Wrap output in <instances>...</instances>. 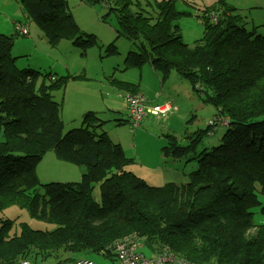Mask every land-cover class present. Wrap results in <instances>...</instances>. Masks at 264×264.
Here are the masks:
<instances>
[{"label": "trees", "instance_id": "trees-1", "mask_svg": "<svg viewBox=\"0 0 264 264\" xmlns=\"http://www.w3.org/2000/svg\"><path fill=\"white\" fill-rule=\"evenodd\" d=\"M82 1L92 8L106 3L107 17L115 20L113 30L117 24L131 46L116 71L99 75L109 87L138 95L143 112L136 122L128 117L133 131L148 118L172 120L176 110L172 101L150 100L141 91L148 73L171 86V94L172 88H179L176 78L172 84L169 77L174 73L214 109L207 132L187 136L185 147L178 145L177 136L161 135L166 141L161 148L164 158L193 156L197 141L215 123L227 120L229 126L215 147L190 159L196 160L197 168L187 181L165 182L159 173L147 184L120 145L96 133L103 122L95 113L84 114L79 128L62 135L64 93L58 91L73 78L49 80L48 73L17 69L12 38L0 34V108L16 112L10 118L0 112V213L15 207L31 220L56 227L41 232L19 223L16 233L14 220L0 218V262L95 264L92 258L102 256L117 264L119 250L112 253L108 245L136 233L151 248L152 257L173 260L162 264H264V227L246 235L253 223L252 209L259 204L254 186L264 194V37L247 31L240 15L220 14L205 21L202 39L190 48L172 24L177 18L168 0L154 25L131 16L128 0ZM22 10L52 50L60 40L83 53L97 47L94 35L84 39L79 34L66 0H28ZM26 37L31 38V32ZM116 52L109 42L98 61H109ZM135 78L142 82L133 84ZM121 94L127 102L129 96ZM164 105L169 106L165 114H151V108ZM126 110L122 106L125 115ZM47 152L80 169L79 181L40 183L36 167ZM96 187L99 203L92 196ZM122 247L126 248L123 243Z\"/></svg>", "mask_w": 264, "mask_h": 264}, {"label": "rangeland", "instance_id": "rangeland-1", "mask_svg": "<svg viewBox=\"0 0 264 264\" xmlns=\"http://www.w3.org/2000/svg\"><path fill=\"white\" fill-rule=\"evenodd\" d=\"M110 1L116 2L117 0ZM163 1L165 0H128L126 5L131 16L135 17L137 15L150 25H154L159 20ZM24 2L27 4L28 0H0V34L12 38L13 45L11 48V56L16 61V66L19 64H26L28 60V56L26 55L31 54V51L23 46V41L25 39H30L32 44H39L40 39L43 37L39 31L34 30L32 19L28 17L29 20H27L26 13L22 10ZM168 3L171 11L177 18L172 24L178 27V33L181 37L180 40L182 44L190 48L194 46L196 41L202 39L205 21H212L215 17H220V14L228 15V13H230L240 15L247 31H254V35L264 37V0H168ZM88 7L89 6L82 0H66V9L76 25L79 34L83 36L84 39L92 37L91 34H94L97 36V44H102L103 48L98 49L92 46L91 51L83 53L75 49L70 42L60 40L55 45L54 50L51 49L53 54L62 55L63 59L59 63L65 62V64H71L73 67L70 71L65 68L61 69L60 72H58V77H71L76 83L82 81L85 74L90 75V77L86 75V77L90 79L92 75H97L96 81L104 80L105 76L99 75L103 72L98 70L97 62L99 55L104 53L108 41L113 42L117 51L109 58V62L116 67L122 64L123 60L126 58V52L131 47L129 42L123 38L122 32H118L119 28L117 24V31L113 30L115 27V20L112 16L107 17L108 10L105 8L107 7L106 3H102V6L96 8L90 7L93 9L94 16L99 23H94L92 21ZM65 21L68 22L67 19H65ZM103 23H105L106 26H104ZM29 24L31 38L23 37L21 30L24 25L28 26ZM119 34H121V36ZM45 49H48V47ZM57 58L60 59L59 57ZM31 61L33 62L34 59L31 58ZM38 72L48 73L49 80L54 77L51 76L49 70L46 69L45 71L43 66ZM103 74L108 75L109 71ZM172 76L179 82V88H172L173 93L164 97L165 100L172 101L175 104L176 110L172 121L164 124L160 123L155 131L158 135L168 132L173 133L177 136L179 145L184 147L187 145L185 139L187 135L201 130L207 132L208 121L213 118L215 111L212 107L203 104L198 94L190 92L188 83L180 80L174 73H171L169 77L171 78ZM120 91L129 96L137 105L142 104L136 93L127 91L126 89ZM58 92L55 93L56 99L59 98ZM67 92L68 97L66 101L63 102V112L60 113V115L62 114L61 122L64 126L62 135H66L71 129L80 127L79 116L88 111L96 112L98 119L103 122L99 129H95L96 133L100 134L101 132H107L112 137L113 143L118 144L120 142L124 148L128 147V145L131 146L132 137L136 132L145 131V128L149 127V123L152 125L157 124L155 120L148 118L143 121V127H141V129L133 131L129 123H127V117L138 116V110L132 109L130 103L123 101L120 93L116 90L106 88L101 98L91 99V104L89 106L80 108L76 105V100L81 98L89 99L88 90L69 85L67 87ZM107 101H110L111 105H107ZM122 104L127 107L126 115L122 111ZM69 110L73 111V113L67 116L66 114ZM0 112L3 116L9 118L16 113L13 110H2L1 108ZM223 124H228V121L226 120ZM165 129H167V131H165ZM226 129V127H218L214 135L211 136H209V130L208 135L201 139L202 142L196 149V155L199 152L201 153L204 149H210L212 146L215 147ZM153 131L154 128L149 127V132ZM137 144L138 140L136 141V145ZM190 156L191 155L182 159L190 160L194 157V155L192 157ZM170 157L171 155L166 156V158ZM128 170L129 168H127V171ZM80 172L81 170L74 166L61 163L52 152H47L36 167V175L42 184L78 182ZM160 185L161 184H158V186ZM254 189L259 203L252 209L254 224L256 226H262L264 225V212H262L261 208L264 207V194L261 193L260 187L257 184L254 186ZM92 196L94 201L99 203L100 194L98 187L94 189ZM0 218L2 220H14V231L16 233L19 232V223H24L30 229L41 232H51L56 229L53 225L31 220L25 211L18 210L15 207L0 213ZM126 239H128V241H124ZM137 239H141L138 241V244L147 252V255H144L142 249H140L139 255L148 259L151 248L145 246L144 240L136 233L126 234L108 246L111 252L115 253V244H119L121 241L125 245L126 243L124 242L130 243ZM92 259L95 264H116L115 260L113 263L111 261L113 259H104L102 256L93 257ZM44 264H51V260H47Z\"/></svg>", "mask_w": 264, "mask_h": 264}, {"label": "crops", "instance_id": "crops-1", "mask_svg": "<svg viewBox=\"0 0 264 264\" xmlns=\"http://www.w3.org/2000/svg\"><path fill=\"white\" fill-rule=\"evenodd\" d=\"M88 9H89L90 18H92V21L94 23H99L98 20L96 19V17L94 16L93 9L90 7H88ZM103 25L106 26L105 24H103ZM29 26H30V24H29ZM114 29H115V27H114ZM35 31H37V30H35ZM91 35H94V34H91ZM95 37L97 38V36H95ZM108 43H109V41H108ZM23 46H25V48L30 50L31 52H33V50L42 49L46 53L50 54L52 57V61H53L52 62L53 68L56 69V73H57L56 76H58V72H60V70L63 68H65L68 71L73 69L71 64H68V63L65 64V62L59 63L63 59L62 55L53 54L51 48L48 46L47 42L45 41V39L43 37L40 39L39 44H34V43L32 44L30 39H25L23 41ZM46 47H48V49H45ZM57 57H59L60 59H58ZM41 66L42 65L38 62H31L27 65L26 64H19L18 68L19 69H29V70L38 72V70H40ZM45 71H46V69H45ZM86 75H87V77H90V75H88V74H86ZM147 76H148V79H147L148 84L145 85L141 89V91L146 95V97L148 99L154 100V101L155 100H161L162 98H165L164 96L171 95V93H170L171 86L161 85L159 83L157 77L153 76L151 73H148ZM87 77L84 78L82 81L77 82V83L74 82V80H68L65 83V86H64L63 90L61 91L64 93L63 102L66 101V99L68 97L67 87L69 85H73L74 87H78L80 89L85 88L89 92V96H90L89 99L88 98H84V99L81 98V99L76 100V105L79 108L89 106L91 104V99L101 98L103 95V92L106 88L116 90L113 87H109L104 82L94 80L93 75H92L91 79L87 78ZM170 79L172 81V84H174L175 78L172 76ZM141 82H142V80L137 79V78H135L132 81L133 84H137V85L140 84ZM117 92L120 93L121 98H122L121 91H117ZM158 92H160L162 96H160L159 98H156V95ZM122 106H123V104H122ZM62 112H63V107L61 108L60 113H62ZM88 112H93L97 115V113L94 111H88ZM88 112H86V113H88ZM72 113H73V111L69 110L66 115L69 116V115H72ZM86 113H84V114H86ZM84 114H80V116H79L80 124H81V117ZM60 116H62V114ZM170 118L167 120H156L157 124H155V125H152L151 123H149L148 126L154 128L153 132H149V127L145 128V131L136 132L132 137L131 146L128 145V147L124 148L120 142L118 143L120 145V147L122 148L125 156L129 159H133V161H134L133 165L137 168L136 169L137 174L139 175V177L144 179L147 184L154 181L155 178L158 177L159 173H160V176L163 177L165 182L180 184V183L187 181V176L190 173H192L193 171H195L197 168L196 161H194V160H187V159L174 160L171 158H164L162 156L161 148L166 146V141L163 138H160V136L165 135V134H172V135H174V134L168 132L165 134L158 135L155 130H156V127L159 126L160 123L164 124V123H168V122L172 121V120H170ZM127 123H129L128 117H127ZM165 131H167V129H165ZM191 134H189V135H191ZM189 135H187V136H189ZM174 136L176 137V135H174ZM186 137H185V139H186ZM133 140H136V141L138 140V144L136 145V142H133ZM164 143H165V145H164ZM178 145H179V143H178ZM136 155L140 156L141 159ZM41 182H45V181H41Z\"/></svg>", "mask_w": 264, "mask_h": 264}, {"label": "bare ground", "instance_id": "bare-ground-1", "mask_svg": "<svg viewBox=\"0 0 264 264\" xmlns=\"http://www.w3.org/2000/svg\"><path fill=\"white\" fill-rule=\"evenodd\" d=\"M21 31H22L24 37H26V35H29L30 34L29 25L28 26H24ZM96 46H97L98 49L103 48V45L102 44H97ZM26 56H28V60L26 62V65L29 64V63H31L32 62L31 61V58H33L34 59L33 62L40 63L45 69L49 70V73L51 74V76L56 77V75H57L56 69L53 68V65H52V57H51L50 54L46 53L42 49H38V50H33V52H31V54L26 55ZM14 65L16 66V61L15 60H14ZM18 66H16L17 69H18ZM115 67H116L115 65H113L111 62H109V61H107L105 59L99 60L97 62V68H98V70L101 71V72H103V73H105L107 71H110V70L116 71V68ZM29 71H31V70H29ZM32 72H35V71H32ZM160 96H162V95H161L160 92H158L157 95H156V98H159ZM134 104L135 103H132V105H134ZM107 105H111L110 101H107ZM224 122H217V124L213 125L212 126V129L210 130L209 136L214 135V133L217 131V128L218 127H226V128H228L229 122L226 125L223 124ZM101 133L103 135H105V137L107 139H109L110 141L113 142L112 137L107 132H101ZM133 142H136V140H133ZM201 142H202L201 139L197 141V143H196L197 145L191 151V154L192 155H194V156L196 155V149H197V147L199 145H201ZM207 150L208 149H204L203 151H207ZM136 156H138V155H136ZM138 157L141 159L140 156H138ZM190 157H192V156H190ZM262 227H264V225H262V226H256L254 224V219H253L252 226L249 228V230L246 233V235L253 236ZM125 246H126V248H123L122 247V243H119L118 245L114 246V248H117L119 250L118 253L116 254V257L118 259V264H137V261L138 260L145 261V258L139 255L140 248H138V249L135 248V246H136L135 243H133V242L126 243ZM142 251H143V254L144 255H147V252H146L145 249H142ZM106 254L114 257V254H111V253H106Z\"/></svg>", "mask_w": 264, "mask_h": 264}, {"label": "built area", "instance_id": "built-area-1", "mask_svg": "<svg viewBox=\"0 0 264 264\" xmlns=\"http://www.w3.org/2000/svg\"><path fill=\"white\" fill-rule=\"evenodd\" d=\"M128 100V101H127ZM126 101L128 103H130L132 105V103H135L134 105H132V109H137L138 110V116H131L132 120L134 122L138 121L142 115V112H143V106L141 104L137 105V103L133 100H131L129 97L126 99ZM169 109V106L168 105H164V106H155L153 108H151V114L153 115H159V114H165ZM138 240H133L131 242L135 243L136 246L135 248L137 249L138 248ZM124 241H128V239L124 240ZM124 243H127V242H124ZM118 245V244H115V246ZM117 249V248H116ZM173 262V260L165 255L163 256H157L155 258H153V260H145V261H140L138 260L137 261V264H162V263H171ZM0 264H3L0 262ZM20 264H28L26 261H21ZM74 264H93L91 262H76Z\"/></svg>", "mask_w": 264, "mask_h": 264}, {"label": "clouds", "instance_id": "clouds-1", "mask_svg": "<svg viewBox=\"0 0 264 264\" xmlns=\"http://www.w3.org/2000/svg\"><path fill=\"white\" fill-rule=\"evenodd\" d=\"M215 18H216V17H215ZM215 18H214L213 20H215ZM224 121H225V120H224ZM224 121H222V122H224ZM140 240H141V239H139L138 241H140ZM138 248L142 249V246L138 244ZM138 248H137V249H138ZM142 257H143V256H142ZM144 258H145V257H144ZM153 258H155V257H152V256H151V253H150L148 259H145V260H153ZM117 264H118V263H117Z\"/></svg>", "mask_w": 264, "mask_h": 264}]
</instances>
